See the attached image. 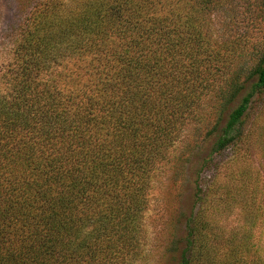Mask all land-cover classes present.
I'll return each instance as SVG.
<instances>
[{
    "label": "trees",
    "instance_id": "1",
    "mask_svg": "<svg viewBox=\"0 0 264 264\" xmlns=\"http://www.w3.org/2000/svg\"><path fill=\"white\" fill-rule=\"evenodd\" d=\"M220 1L23 0L0 70V264H137L157 166L208 101L215 141L167 252L264 264V144L247 125L264 42L239 63L210 28Z\"/></svg>",
    "mask_w": 264,
    "mask_h": 264
},
{
    "label": "rangeland",
    "instance_id": "2",
    "mask_svg": "<svg viewBox=\"0 0 264 264\" xmlns=\"http://www.w3.org/2000/svg\"><path fill=\"white\" fill-rule=\"evenodd\" d=\"M192 1V0H187ZM23 0H0V70L11 60L14 34L23 18ZM189 5V2L187 3ZM259 0H221L207 14L212 33L220 42L228 41L243 50L244 61L251 58L264 42V18ZM211 101L202 110L201 120L185 128L181 140L171 149L168 158L157 166L147 211L148 238L142 259L137 264H176L177 254L167 252L171 240L185 236L184 222L194 210L196 178L202 159L210 153L214 136H208L212 126ZM247 125L260 136L264 144V95L256 96L247 115ZM260 155V154H259ZM223 161V158H220ZM255 166L258 157H255ZM216 170V169H215ZM199 182L205 186L217 171L207 168ZM238 212L225 221L229 231L237 224ZM225 227V223L221 224Z\"/></svg>",
    "mask_w": 264,
    "mask_h": 264
}]
</instances>
